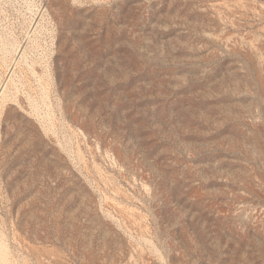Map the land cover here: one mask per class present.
Here are the masks:
<instances>
[{"label": "rangeland", "instance_id": "obj_1", "mask_svg": "<svg viewBox=\"0 0 264 264\" xmlns=\"http://www.w3.org/2000/svg\"><path fill=\"white\" fill-rule=\"evenodd\" d=\"M0 94V264H264V0H0Z\"/></svg>", "mask_w": 264, "mask_h": 264}, {"label": "bare ground", "instance_id": "obj_2", "mask_svg": "<svg viewBox=\"0 0 264 264\" xmlns=\"http://www.w3.org/2000/svg\"><path fill=\"white\" fill-rule=\"evenodd\" d=\"M3 45V44H2ZM8 48V47H7ZM5 59V58H4ZM27 61V60H26ZM11 71V70H10ZM7 74V73H6ZM5 81V80H4ZM3 82V81H2ZM6 86V85H5ZM2 93V92H1ZM1 95V94H0ZM2 239V238H1ZM3 243V242H2ZM4 247V246H3ZM7 248V247H6ZM2 256V255H1Z\"/></svg>", "mask_w": 264, "mask_h": 264}]
</instances>
